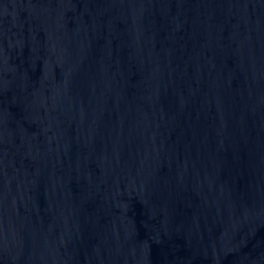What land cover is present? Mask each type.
Instances as JSON below:
<instances>
[{
	"label": "water",
	"instance_id": "obj_1",
	"mask_svg": "<svg viewBox=\"0 0 264 264\" xmlns=\"http://www.w3.org/2000/svg\"><path fill=\"white\" fill-rule=\"evenodd\" d=\"M0 264H264V0H0Z\"/></svg>",
	"mask_w": 264,
	"mask_h": 264
}]
</instances>
